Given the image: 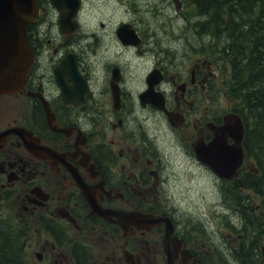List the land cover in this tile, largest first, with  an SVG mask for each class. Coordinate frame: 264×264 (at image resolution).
I'll use <instances>...</instances> for the list:
<instances>
[{
    "label": "flooded vegetation",
    "instance_id": "flooded-vegetation-1",
    "mask_svg": "<svg viewBox=\"0 0 264 264\" xmlns=\"http://www.w3.org/2000/svg\"><path fill=\"white\" fill-rule=\"evenodd\" d=\"M63 1L36 0L25 24L33 66L23 88L0 94V233L29 229L39 264H164L166 227L182 241L175 264H264L259 244L237 253L234 238L189 224L195 201L178 200L204 179L211 203L215 177L221 205L240 200L241 226L264 212L244 192L258 174L251 161L222 179L195 154L197 141L244 135L210 57L184 66L187 54L166 49L156 30L128 18L124 43L117 23L102 21L111 15L86 24L85 0L71 10Z\"/></svg>",
    "mask_w": 264,
    "mask_h": 264
},
{
    "label": "trees",
    "instance_id": "trees-1",
    "mask_svg": "<svg viewBox=\"0 0 264 264\" xmlns=\"http://www.w3.org/2000/svg\"><path fill=\"white\" fill-rule=\"evenodd\" d=\"M192 3L195 28L211 38L217 62L230 66L226 84L247 123L246 151L260 158L264 174V0ZM0 264H26L19 238L7 229L0 233Z\"/></svg>",
    "mask_w": 264,
    "mask_h": 264
},
{
    "label": "rangeland",
    "instance_id": "rangeland-1",
    "mask_svg": "<svg viewBox=\"0 0 264 264\" xmlns=\"http://www.w3.org/2000/svg\"><path fill=\"white\" fill-rule=\"evenodd\" d=\"M124 1H126L124 3ZM130 3V5H128ZM192 9V4L189 3V0H141L140 4L135 3V0H85L83 8V16L86 17V24H90L91 17L95 18V26L98 25L99 21L97 16H106L111 17L110 21L102 19L105 25H114L120 19L131 18L136 22L137 27L140 28H150L156 30L159 38L165 41V46L168 49L173 48L172 45L180 47L178 40H185V52L187 55L184 57V66H188L195 58L200 57V59L209 55L208 52V43L202 41L197 34L193 33V36L196 39V42L193 43L190 39V34H188V19L186 18ZM111 15V16H108ZM99 27V25L97 26ZM151 32V31H150ZM152 39V38H151ZM169 41V43H167ZM174 41V43L172 42ZM212 44V42H211ZM201 48H205L204 51H201ZM119 52L117 47L116 52ZM212 63L210 64L212 71L216 76L224 78L226 71L223 69L222 63H217V53L215 56L211 55ZM183 69V68H181ZM170 148H165V152H168ZM173 150V149H172ZM176 156V155H175ZM175 162H181L180 156H176ZM187 182V181H186ZM264 183V181H263ZM193 184V182H190ZM189 185V183H188ZM216 186L213 185V194L215 193ZM204 191L205 183L202 179H198L196 188H193L191 191V197L193 201H202L204 200ZM250 194L253 197L255 204L264 205V192L259 193L254 190H249ZM247 193V191H245ZM237 194V191L235 192ZM216 197L213 196V201ZM179 200V199H178ZM202 204L201 207L197 209L198 212H194L193 215L200 216L203 218L210 228L216 232V236L222 241L227 242L231 238L235 239V244L237 241L242 238H238V234L241 233V230H237L231 227L230 224H226L227 220L230 218V214L220 211H216L217 207L214 205V202L211 205ZM191 211L187 213V216ZM260 210H256L255 213H260ZM186 216V218H187ZM260 221L264 224V214H261ZM263 224H260L257 228H249L250 236H255L259 239L264 240V229ZM261 230V238L258 235ZM244 233V232H242ZM220 235L222 237H220ZM34 241L30 236L29 230L26 233L23 256L25 258L26 264H39L34 255Z\"/></svg>",
    "mask_w": 264,
    "mask_h": 264
},
{
    "label": "water",
    "instance_id": "water-1",
    "mask_svg": "<svg viewBox=\"0 0 264 264\" xmlns=\"http://www.w3.org/2000/svg\"><path fill=\"white\" fill-rule=\"evenodd\" d=\"M76 1V0H75ZM74 0H65L70 5ZM65 5V6H66ZM25 12L35 14L34 0H0V94L12 93L22 87L34 61V55L28 44ZM211 146L200 145L197 154L208 161L221 174H228L241 159L240 149L232 148L220 140ZM180 241L169 230L165 237L167 261L174 264L175 251Z\"/></svg>",
    "mask_w": 264,
    "mask_h": 264
}]
</instances>
